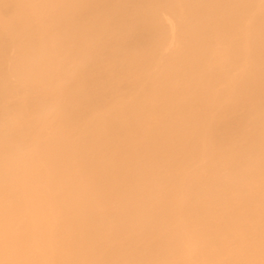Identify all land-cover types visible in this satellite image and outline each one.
Instances as JSON below:
<instances>
[{
  "label": "bare ground",
  "instance_id": "6f19581e",
  "mask_svg": "<svg viewBox=\"0 0 264 264\" xmlns=\"http://www.w3.org/2000/svg\"><path fill=\"white\" fill-rule=\"evenodd\" d=\"M244 1L0 0V264H264Z\"/></svg>",
  "mask_w": 264,
  "mask_h": 264
},
{
  "label": "rangeland",
  "instance_id": "374dc122",
  "mask_svg": "<svg viewBox=\"0 0 264 264\" xmlns=\"http://www.w3.org/2000/svg\"><path fill=\"white\" fill-rule=\"evenodd\" d=\"M227 1H228V0H227ZM230 1H231V3H233V4L238 3V5L240 4V1L243 2V3H245L244 0H236V1H235V0H230ZM238 1H239V2H238ZM251 3H252V4H251ZM251 3H250V4H251L250 6L253 7V9H255L254 6L258 8L259 5L262 4V6H261L258 10H260V11H259L260 15H261V13H264V12H263V11H264V8H263V7H264V3H263V1H262V3L259 4L258 0H252ZM253 3H254V6H253ZM241 4H242V3H241ZM244 5H246V4H244ZM239 6H240V5H239ZM261 8H262V9H261ZM258 10L254 11V13L252 12L253 15H252V14H251V15L254 16V17L256 16L255 18H257L258 16H257L256 14H258ZM251 11H252V10H251ZM261 11H262V12H261ZM263 15H264V14H263ZM263 15H262V16H263ZM262 16L260 17L261 19H260L259 23H261V21H264V20H262V19H264V16H263V18H262ZM255 18H254V19H255ZM258 18H259V17H258ZM257 20H258V19H257ZM261 24H262V23H261ZM263 24H264V22H263ZM263 24H262V26H264ZM132 32H134V33L132 34V37H128V38H131L132 42H133V39H134V42H133V45H134V44L138 41V40H136V39H138V35H136V32H137L136 30H135V31H132ZM261 33H263V36H262L263 38L261 37V40H259V41L257 40L258 44H260V46H259L260 48L262 47V46H261V43L264 41V40H263V39H264V27H263V30L261 31ZM137 34H138V33H137ZM129 36H131V34H129ZM136 36H137V37H136ZM135 41H136V42H135ZM260 41H261V42H260ZM132 42L129 43V45L131 44V45L129 46L130 48H131V46H133V45H132ZM262 44H263V46H264V43H262ZM262 48H264V47H262ZM261 51H262V50H261ZM65 64H67V63H65ZM95 93H97V92H95ZM95 93H94V94H95ZM98 93H99V92H98ZM99 94H100V93H99ZM99 94H98V96L96 95L97 97H95V95H94V97H93V95H92V100H93V98L96 99V98L100 97ZM95 99H94V100H95ZM99 100H100V99H99ZM97 101H98V100H97ZM95 102H96V101H95ZM68 141L70 142V140H68ZM71 141L73 142L72 139H71ZM79 147H80V148H79ZM81 148H82V151H83V149H84V144H83V143H82V144H79V146L75 147V152L77 151L76 154L79 155V156H80V152H82V151H80ZM79 149H80V150H79ZM78 151H79V152H78ZM65 165H66V163H65ZM66 167H68V166H66Z\"/></svg>",
  "mask_w": 264,
  "mask_h": 264
}]
</instances>
